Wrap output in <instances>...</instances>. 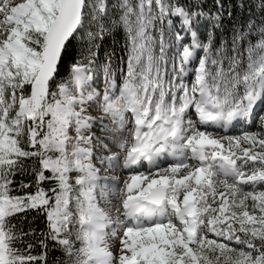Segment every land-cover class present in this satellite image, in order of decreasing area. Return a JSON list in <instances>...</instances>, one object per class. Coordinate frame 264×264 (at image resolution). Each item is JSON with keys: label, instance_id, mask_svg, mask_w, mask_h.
<instances>
[{"label": "snow or ice", "instance_id": "snow-or-ice-1", "mask_svg": "<svg viewBox=\"0 0 264 264\" xmlns=\"http://www.w3.org/2000/svg\"><path fill=\"white\" fill-rule=\"evenodd\" d=\"M216 8L0 0V264H264V0Z\"/></svg>", "mask_w": 264, "mask_h": 264}, {"label": "trees", "instance_id": "trees-1", "mask_svg": "<svg viewBox=\"0 0 264 264\" xmlns=\"http://www.w3.org/2000/svg\"><path fill=\"white\" fill-rule=\"evenodd\" d=\"M261 2L262 0H221V3L224 4L226 9L231 7L233 18L239 20L247 19L250 11L256 15H259L261 9ZM241 3L244 4L243 9L238 7V5ZM203 6L206 11H209L210 16L211 13H216L218 11L216 8V0H203ZM221 25V27H215V21L213 19H206L204 26H201L202 29L204 28V30H201V38L206 41L208 35L212 34L215 45L219 46L223 42L230 47L233 36V21L227 18V12L223 14ZM125 42L126 36L123 29H117L113 32L112 35L106 37L102 51H114L117 54L118 60L119 56L123 54V47L125 45ZM78 55L79 46L74 52H70V57L67 60V63L71 64V57ZM34 217V213H29L27 220L23 221V226L25 230L27 229L29 224H31V226L36 228L38 231L43 230L45 226L44 221L39 217ZM48 259L50 261V264H60V261L65 260L66 257L62 255L61 249L50 245L48 250Z\"/></svg>", "mask_w": 264, "mask_h": 264}, {"label": "rangeland", "instance_id": "rangeland-1", "mask_svg": "<svg viewBox=\"0 0 264 264\" xmlns=\"http://www.w3.org/2000/svg\"><path fill=\"white\" fill-rule=\"evenodd\" d=\"M205 22H206V19H205V20H202V21H201V26H202V25L204 26V23H205ZM201 30H204V28H203V29L201 28ZM100 86L102 87V83H101ZM106 119H109V118H108V117H105L104 121H105ZM105 122H107V120H106ZM109 123H111L110 120H109ZM242 130H243V126H241V128L238 129L237 132H236L235 134H239V131H242ZM98 134H99V132H98Z\"/></svg>", "mask_w": 264, "mask_h": 264}, {"label": "bare ground", "instance_id": "bare-ground-1", "mask_svg": "<svg viewBox=\"0 0 264 264\" xmlns=\"http://www.w3.org/2000/svg\"><path fill=\"white\" fill-rule=\"evenodd\" d=\"M105 119V118H104ZM107 120V122H105ZM104 122L106 123V124H110L111 125V123H109V119H106ZM112 127H115V125H111Z\"/></svg>", "mask_w": 264, "mask_h": 264}]
</instances>
